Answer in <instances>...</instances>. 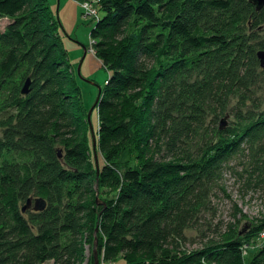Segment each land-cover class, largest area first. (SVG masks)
Listing matches in <instances>:
<instances>
[{"label":"trees","instance_id":"trees-1","mask_svg":"<svg viewBox=\"0 0 264 264\" xmlns=\"http://www.w3.org/2000/svg\"><path fill=\"white\" fill-rule=\"evenodd\" d=\"M99 6L90 49L109 75L93 109L103 159L96 174L58 19L47 0H0L7 20L0 32V114L13 110L0 120V264H75L83 233L106 263L121 256L125 264H245L242 246L256 230L196 250L184 248V230L205 205L196 192H206L231 158L215 124L229 97L255 83L264 5L100 0ZM207 124L214 125L210 144L218 139L214 155L194 158L188 148ZM260 143L264 119L244 130L233 154L259 145L262 158ZM30 198L43 199L45 208L22 213L20 203ZM248 264H264V248Z\"/></svg>","mask_w":264,"mask_h":264},{"label":"rangeland","instance_id":"rangeland-1","mask_svg":"<svg viewBox=\"0 0 264 264\" xmlns=\"http://www.w3.org/2000/svg\"><path fill=\"white\" fill-rule=\"evenodd\" d=\"M51 10L59 21L58 37L63 49L68 53L70 72L75 85L79 88L87 122V114L96 102L98 90L103 88L109 75L90 49L89 34L95 25V20L86 17L75 0H67L65 6L62 4L61 8H58L56 2ZM6 23L7 20L0 17V32L4 30ZM259 36L262 38L263 33ZM258 51L260 50L256 53ZM11 114L13 110H6L0 114V120H6ZM210 117L211 115H208L207 120ZM223 119H225V128L221 132L225 134V137L219 139L222 140L219 145L224 146L225 156H228V159L231 158L216 177L218 179L215 178L214 182L207 184L206 192L202 190L196 192L197 196L203 195L205 205L199 207L196 212L197 218L185 228L186 240L183 246L187 250L201 249L208 242H217L234 233H238L240 237L254 229L256 237L242 246L243 260L245 264H248L255 254L264 248V228L262 229L264 224V157L260 158L257 154L259 145L252 150L241 145L239 146L240 152L236 155L233 151L238 146L244 130L254 122L264 119V70L256 69L255 83L249 86L247 93L236 92L229 97L226 111L217 119L216 128H219ZM89 121L95 134L98 123L96 110H92ZM213 126L207 124L204 133L200 132L193 137L192 145L188 149L189 154L194 158L202 156L210 158L214 155V151L210 149H214L218 139L215 136L213 143L209 142ZM87 128H89L88 122ZM90 133L89 129L88 146L91 148ZM203 142L207 145L204 146ZM260 148L261 152H264V143H260ZM97 162L101 169L103 159L99 153H97ZM90 198V203L94 201L98 203L96 197V199ZM30 199L32 204L27 211L33 212L34 200ZM25 204L20 203V208ZM82 237L78 242L79 255L75 264H93V250H96V241L92 243L84 233ZM98 262L103 264L105 261L100 259ZM108 264H125V262L121 256H118L114 263Z\"/></svg>","mask_w":264,"mask_h":264},{"label":"water","instance_id":"water-1","mask_svg":"<svg viewBox=\"0 0 264 264\" xmlns=\"http://www.w3.org/2000/svg\"><path fill=\"white\" fill-rule=\"evenodd\" d=\"M255 4H256V9H259L261 6L264 5V0H255ZM256 57H257V59L259 61L260 68L262 70H264V51H261V50L258 51L256 53ZM28 85H29V80L26 81V83L24 84V86H23V88L21 90V93L23 95H27L28 94ZM100 90L101 89L98 90V95H100ZM97 101H98V96H97L96 102L94 103V106L92 107L90 112L87 114V122H88L89 129H90V132H91L90 134H91V140H92V151H93V157H94V161H95L96 174L99 173V166H98V162H97V153H96V140H95L94 132H93V130L91 128V125H90L89 118H90L91 112L94 109ZM224 128H225V119H223L220 122L219 130L222 131ZM31 202H32L31 199H28L26 201V204L21 208V212L22 213H24L27 209H29L31 207V204H32ZM44 208H45V201L43 199H35L34 200V205H33V208H32L33 212L42 211ZM93 264H99L97 251L95 249L93 250Z\"/></svg>","mask_w":264,"mask_h":264},{"label":"built area","instance_id":"built-area-1","mask_svg":"<svg viewBox=\"0 0 264 264\" xmlns=\"http://www.w3.org/2000/svg\"><path fill=\"white\" fill-rule=\"evenodd\" d=\"M78 2L83 14L91 20H97L99 18V4L100 0H75ZM92 51V50H91ZM103 264H108L104 262Z\"/></svg>","mask_w":264,"mask_h":264},{"label":"crops","instance_id":"crops-1","mask_svg":"<svg viewBox=\"0 0 264 264\" xmlns=\"http://www.w3.org/2000/svg\"><path fill=\"white\" fill-rule=\"evenodd\" d=\"M67 0H47L50 9H52V6L55 5V3L57 2L58 8L62 7V4L65 6ZM52 11V10H51ZM53 13V12H52ZM86 53V51H85Z\"/></svg>","mask_w":264,"mask_h":264}]
</instances>
